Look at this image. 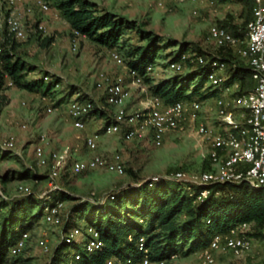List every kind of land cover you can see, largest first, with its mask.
<instances>
[{
	"label": "rangeland",
	"instance_id": "obj_1",
	"mask_svg": "<svg viewBox=\"0 0 264 264\" xmlns=\"http://www.w3.org/2000/svg\"><path fill=\"white\" fill-rule=\"evenodd\" d=\"M42 1L49 4V12H42L36 0L17 1V6L22 11L20 19L26 30V38L11 39L12 61L22 65L24 83H27L29 88L9 85L10 79L7 75L0 83V197L3 199L22 196L17 191L18 185L29 186L32 194L38 198L51 191L44 176L50 171V165L38 167L33 154L39 135L45 133L50 138L54 137L52 120L66 118L64 110L71 99L89 98L96 107L103 104L104 87L96 89L95 85L98 73L103 72L106 76L114 78L117 75L124 76L121 70H126L110 59L107 48L85 36L77 39V48L73 50L72 30L68 21L55 6V0ZM89 1L95 4V8L100 13L107 11L136 21L137 29L126 30L120 37L121 45L114 47L125 62V66L126 51L130 47L144 46L152 38L158 39L157 57L154 61V69L148 75L150 78L141 85L135 86L133 102L138 104L139 109L148 105L153 96L151 88L153 81L174 75L183 77L191 75L195 68L187 69L182 73H173L166 69V60L173 57L183 43L184 51L219 53V49L208 40L209 27L217 24L222 16V19L232 17L235 23L241 24L243 19L241 15H244L242 6L233 1L223 2L222 5L219 2L212 3L207 8L213 14L210 12L205 14L200 7L189 6L192 0ZM26 7L32 9L29 14L23 13ZM6 9V0H0V17ZM193 10L196 14H193ZM54 13L57 16H54ZM39 25L43 26L42 30L38 29ZM148 33L151 35L149 36ZM4 37L5 35L0 33V46L2 49H7L2 41ZM49 39V45L45 44ZM236 59L238 60L237 57ZM215 96L208 97L205 112L204 123L211 128H217L211 102L213 101L211 98ZM193 98L202 100L200 94ZM49 105L57 109L47 113L45 107ZM110 113L112 109L109 107L106 108L105 113L97 110L94 114H89L84 119L85 127L77 128L79 131L74 128V134L80 133L81 137H84L88 129L86 127L94 122L95 130L92 129L94 132L91 136H95L98 142L97 152L104 155L120 153L125 173L117 175L105 169H96L75 175L68 163L53 182L54 185L71 194V198L63 200L62 223L55 227L47 225L42 218H39L28 229L30 236L25 248L15 257L9 256L7 250L3 264H44L61 242V231L69 217L70 226L83 228L87 224L86 212L70 211L74 204L88 201L87 209L90 210L91 207L101 205L100 201L108 193L120 191L121 194V190L137 187L151 177H170L178 171L191 175L209 168L205 144L195 134V130L186 128L170 132L160 146H155L150 133L132 139H125L123 131L106 134L103 128L105 124L103 115ZM23 123L27 124V128L20 127ZM9 137L14 138V147L11 150H3L1 144ZM72 142L76 147L77 139L74 138ZM4 175H7L5 180L2 179ZM105 207L122 211L116 201L105 202L103 208ZM36 209L35 207L33 210ZM7 213L8 209H0V220ZM255 232L258 231L250 226L248 235L251 237L252 248L247 255L235 257L229 252L215 251L212 264H264V228L260 235H255ZM40 238L47 240L49 253L42 251L38 244ZM74 250L72 246H65L60 261L64 264L75 263L71 256ZM79 250L82 252L81 245ZM199 261L200 251H194L186 255H176L165 264H198Z\"/></svg>",
	"mask_w": 264,
	"mask_h": 264
},
{
	"label": "built area",
	"instance_id": "obj_2",
	"mask_svg": "<svg viewBox=\"0 0 264 264\" xmlns=\"http://www.w3.org/2000/svg\"><path fill=\"white\" fill-rule=\"evenodd\" d=\"M17 1L6 0L7 9L0 17V33L5 35L2 39L3 42L8 37L15 40L26 38V30L20 19L22 11L19 10ZM173 1L184 2L186 0ZM36 3L42 12L50 11L47 2L36 0ZM31 10L30 7H26L23 13L29 14ZM193 14H196L195 10H193ZM54 16L57 14L54 13ZM38 29L42 30L43 26L39 25ZM246 29L247 32L243 40L217 24L211 25L208 29V40L217 49L233 50L237 57L249 67L253 85L243 93H236L240 88L238 81L224 84L229 76L230 65L221 59L219 53L183 51L166 60V69L173 73H182L190 68L204 69V88L211 87L218 91L214 97L213 105L217 128H211L205 123L199 122L204 99H183L166 104L159 96L153 95L144 108L129 110L125 106V101L130 97V89L124 76L117 75L110 78L103 72L98 73L95 82L97 88L104 87L103 104L96 107L89 98L71 99L66 107L67 116L73 121L76 128H84L85 117L95 108L105 111L106 108L113 107L109 116L111 121L109 123H106L107 120L104 121L103 128L106 134L123 131L125 139H132L150 133L155 146H160L165 136L170 132L186 128L195 130V134L205 144L209 168L191 175L178 171L170 177L155 176L148 179L150 182L160 178L201 186L247 182L254 187L264 189V0H253L252 18L247 22ZM72 35V49L76 50L77 39L83 35L76 30H72ZM2 51L0 46V55ZM107 51L110 59L116 65L125 67L130 83L134 85H141L144 82V77L154 69V63L147 64L143 72L129 68L127 65L125 66L122 57L114 48ZM8 84L12 85V82L9 81ZM45 110L47 113H51L54 107L49 105L45 107ZM20 127L25 129L27 124L23 123ZM84 142L92 155L87 158H72L70 146L51 151L46 155L44 146L49 143L48 136L41 133L38 137V143L33 151L36 165L45 167L51 163L47 175L51 191L39 197L44 200L42 219L47 225L57 227L62 223L64 202L60 199L53 200L51 193L60 189L53 182L68 163L75 175L96 169H105L117 175L125 173L120 153L114 152L110 155L98 153L95 136L85 138ZM13 147V137H9L1 144L3 150H11ZM17 191L20 195L32 194V190L26 185H18ZM207 194L208 190L202 189L197 193L196 200L206 197ZM104 197L100 203H103L108 197L113 198V193L110 192ZM250 226L251 223L240 222L229 227L226 232L212 234L208 245L200 250L198 264H212L215 251L229 252L235 257L247 255L252 248L251 237L248 235ZM29 236L28 230L22 232L8 247L9 256H18L25 248ZM128 238L131 239V236L129 235ZM62 241L67 244L81 245L82 251L87 255L100 250L104 244L99 230L88 223L83 228L79 226L65 227L64 225L61 231ZM38 244L44 253L50 252L45 238L38 239ZM137 245L140 251L139 257L120 259L111 256L105 259L104 264H165L176 256L171 255L169 259L152 261L149 258L148 249L144 246L143 236L138 238ZM71 256L75 262L73 264H83L80 251L75 250ZM52 257L53 255L44 264H64L61 261L52 263Z\"/></svg>",
	"mask_w": 264,
	"mask_h": 264
},
{
	"label": "trees",
	"instance_id": "obj_3",
	"mask_svg": "<svg viewBox=\"0 0 264 264\" xmlns=\"http://www.w3.org/2000/svg\"><path fill=\"white\" fill-rule=\"evenodd\" d=\"M217 1H233L242 6L244 15H241V24L235 23L232 17H226L218 21L217 25L243 40L247 32L246 24L252 18L253 0ZM55 6L68 21L71 30L78 31L107 49L121 45L120 37L126 30L137 29L136 21L107 11L100 13L89 0H55ZM12 42L9 37L4 42L7 49L4 48L1 54L0 83L7 75L12 84L29 88L24 83L22 65L12 61ZM49 43L50 39L45 44ZM157 44L158 39L152 38L144 46L130 47L126 51V65L143 72L147 64L156 60ZM184 45H181L176 54L184 51ZM219 54L230 65L229 76L224 84L238 81L240 88L236 93L249 90L253 80L247 64L231 49L221 48ZM190 74L185 77L174 75L160 79L151 87L153 95L159 96L166 104L191 99L197 94H200L201 99L217 95L216 89L204 88V69H195ZM149 78L145 76L144 81ZM193 82L195 83L192 84ZM202 89L204 90L201 91ZM97 110L100 109L95 108L90 114ZM110 121V117H107V122ZM6 178L7 175L2 177L3 180ZM202 189L208 190L207 196L196 200L197 193ZM119 192H112L113 198L108 197L101 205L91 207L90 210L87 209L88 201L74 204L70 209L71 212H86V222L94 225L100 232L104 243L102 248L87 255L79 250V244L62 241L54 250L52 263L60 261L65 246H72L80 251L83 264H104L105 259L111 256L120 259L137 258L140 256L137 248L140 236L144 238L150 260L158 261L169 259L171 255L200 251L208 245L212 234L226 232L236 223H251V227L258 231L255 235H260L264 228V189L247 182L201 186L160 178L153 182L146 180L137 187L123 189L121 194ZM0 198V209H8L7 215H3L0 220V264H3L8 247L22 232L42 218L44 200L34 194L10 199ZM51 198L65 200L71 198V194L57 189L51 193ZM111 201H116L122 211L113 207L103 208L105 202ZM35 207L36 211L33 210ZM69 226L70 217L65 224V227ZM129 235L131 239L128 238Z\"/></svg>",
	"mask_w": 264,
	"mask_h": 264
},
{
	"label": "crops",
	"instance_id": "obj_4",
	"mask_svg": "<svg viewBox=\"0 0 264 264\" xmlns=\"http://www.w3.org/2000/svg\"><path fill=\"white\" fill-rule=\"evenodd\" d=\"M217 2H218L217 0H192L191 2H189V6L200 7L201 10H203V12L205 14L207 12H210V14L211 13L213 14V12L211 10H209L207 7L209 5H211L212 3L214 4ZM221 3H223V2H219L220 5H222ZM222 18H223V16L221 17V20H223ZM218 21H220V20H218ZM121 73L125 74L124 75L125 82L127 83V85L129 86V89H130V97L125 101L126 108L129 110H134V109L140 108L138 106V104L133 102V101H135V99L133 98V95L135 92V86L136 85L130 83V78L126 73V70L123 71V69H122ZM164 78H167V77H164ZM157 82L158 81L155 80V81H153V84H156ZM96 89H98V88H96ZM211 99L213 100L211 102L214 105V98H211ZM207 106H208V98H205L203 100V106H202L203 110L201 111V114L199 117V122L204 123L206 121L205 120L206 119L205 112H206ZM110 108L113 110V107H110ZM56 109L57 108L54 107V110H56ZM64 112H66V110H64ZM65 115H66V118L60 117L57 120L56 119L52 120V123L54 126V127H52V129L54 130L55 133H54V137H51V138L48 136V134H46L48 136L49 143L44 146L45 154L48 155L51 151H55L54 149H57V148H58V150H61L65 146H70L72 148V158H87V157L91 156L92 152L86 148L84 140H85V138L91 136V133L94 132V130H95L94 122H92L91 125L86 127V128H88L86 131V134L84 137H81L80 133L74 134V128H76V127L73 125V121L67 116V113H65ZM110 115H111V113L109 115L103 116V119L105 118V121H106L107 117H109ZM92 129H94V130H92ZM75 130L79 131V129H77V128ZM74 138L77 139V143L75 144L76 147H74V143L72 142L74 140ZM51 149H53V150H51ZM48 165H51V163H49ZM48 165H46V166H48ZM47 175H48V172L44 175L46 177V180H48ZM38 176H41V175L38 174Z\"/></svg>",
	"mask_w": 264,
	"mask_h": 264
}]
</instances>
